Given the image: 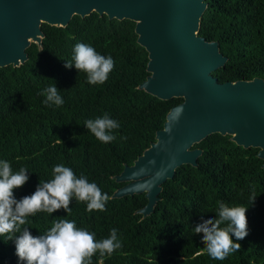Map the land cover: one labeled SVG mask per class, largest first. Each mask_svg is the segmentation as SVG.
<instances>
[{
    "label": "trees",
    "instance_id": "1",
    "mask_svg": "<svg viewBox=\"0 0 264 264\" xmlns=\"http://www.w3.org/2000/svg\"><path fill=\"white\" fill-rule=\"evenodd\" d=\"M205 2L198 35L218 42L228 58L213 73L218 82L264 79V0ZM41 28L43 45H30L26 63L0 68V160L10 162L13 172L26 168L29 176L14 189V197L32 195L63 164L78 178L96 183L110 200L105 210L89 212L87 202L73 197L70 211L37 212L21 228L39 236L64 218L95 233L97 240L115 228L122 247L104 257L97 252L92 264H264V161L257 156L259 149L238 146L229 135L207 136L194 146L203 151L198 166L179 167L163 184L154 212L144 217L138 212L148 203L145 194L113 198L126 185L115 177L155 142L167 114L183 99L161 100L139 89L150 75L149 58L137 41L134 21L94 12L74 16L67 27L43 23ZM77 43L113 58L105 83L90 85L86 73L65 67ZM53 83L64 101L61 106L44 103L41 93ZM105 114L119 124L112 132L116 139L107 144L84 123ZM217 201L247 208L248 235L239 241L232 237L241 249L224 260L211 258L203 250V234L193 231L204 220L216 219ZM0 264H24L7 235L0 236Z\"/></svg>",
    "mask_w": 264,
    "mask_h": 264
},
{
    "label": "water",
    "instance_id": "2",
    "mask_svg": "<svg viewBox=\"0 0 264 264\" xmlns=\"http://www.w3.org/2000/svg\"><path fill=\"white\" fill-rule=\"evenodd\" d=\"M207 7L205 0H0V68L26 63L32 43L42 47L43 23L67 27L74 16L94 12L136 23L150 74L139 89L161 100L183 99L155 142L115 177L126 185L113 198L145 194L148 203L138 212L144 217L154 212L163 184L179 167L198 166L203 151L194 146L209 135L257 148L264 161V79L218 82L213 73L228 58L218 42L198 35Z\"/></svg>",
    "mask_w": 264,
    "mask_h": 264
},
{
    "label": "clouds",
    "instance_id": "3",
    "mask_svg": "<svg viewBox=\"0 0 264 264\" xmlns=\"http://www.w3.org/2000/svg\"><path fill=\"white\" fill-rule=\"evenodd\" d=\"M72 62H66L65 67L73 65L87 76L90 85L103 84L114 68L111 56L99 54L92 46L77 43L73 49ZM53 83L41 93L46 97V105L61 106L64 101ZM85 127L96 139L110 143L116 139L112 134L119 127L115 119L107 114L103 117L88 119ZM123 139V138H122ZM61 142V141H60ZM62 143V142H61ZM53 178L47 182L40 181L36 191L17 200L14 189L23 187L28 179L26 168L13 172L10 162L0 160V236L7 235L8 240H14L16 255L24 264H92V257L99 252L101 257L111 255L122 247L117 236V230H111L107 238L97 240L95 233L85 228H78L74 221L58 218L45 234L33 236L28 228H21L29 216L45 211L54 213L60 209L70 211L69 205L73 197L87 202V210L103 211L110 200L94 182L81 175L79 178L73 170L63 164L53 169ZM256 199L253 190L250 197L253 203ZM218 214L216 219L204 220L196 225L193 231L203 234V250L215 260H224L230 254L241 249L239 243L247 235V208L244 206H229L223 201H217ZM18 233V235H14ZM12 234V235H8Z\"/></svg>",
    "mask_w": 264,
    "mask_h": 264
}]
</instances>
